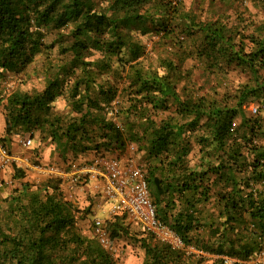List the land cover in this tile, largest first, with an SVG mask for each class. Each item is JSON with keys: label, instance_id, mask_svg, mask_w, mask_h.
Returning <instances> with one entry per match:
<instances>
[{"label": "trees", "instance_id": "trees-1", "mask_svg": "<svg viewBox=\"0 0 264 264\" xmlns=\"http://www.w3.org/2000/svg\"><path fill=\"white\" fill-rule=\"evenodd\" d=\"M147 5L154 15L143 10ZM95 6V0H0V80L23 72L54 45L67 54L64 62L49 65L54 72L47 73L42 90H13L3 97L5 136L29 133L34 140V130L46 126L57 158L44 159L35 147L28 155L48 162L98 150L124 153L134 143L156 217L193 248L173 249L139 227L132 231L118 218L109 221L111 236L125 246L137 239L141 264H206L207 254L215 255L209 264H264L255 259L264 254V117L244 108L251 102L264 107V34L239 33L252 44L245 52L231 26L217 18L196 19L181 11L182 0ZM180 17V28L198 35L193 51L206 68L224 74L238 66L249 74L233 102L205 94L181 97L178 64L189 51L165 61L161 73L143 65L145 48L132 30L171 35L169 18ZM69 22L68 33L45 43L48 28L60 30ZM93 51L98 56L88 60ZM71 77L70 110L54 112L61 84ZM171 107L170 115L156 118ZM5 136L0 138L6 144ZM192 136L205 157L191 166ZM7 173L18 185L5 196L0 191V264H121L102 248L91 224L82 225L91 223L94 210L69 198L60 179L37 182L16 165Z\"/></svg>", "mask_w": 264, "mask_h": 264}, {"label": "rangeland", "instance_id": "rangeland-1", "mask_svg": "<svg viewBox=\"0 0 264 264\" xmlns=\"http://www.w3.org/2000/svg\"><path fill=\"white\" fill-rule=\"evenodd\" d=\"M95 1V7L98 8L99 5L105 6L109 0ZM151 8V6L147 5L143 10L149 9L150 12H152ZM181 11L189 12V14H192L200 21H212L217 18L221 22L227 24L228 27L231 26L233 33H235L234 42L237 43L240 41L245 52L251 49L252 44L248 38L242 36L250 34L262 36L264 34V3L260 0H182ZM154 14L155 13L152 12L148 15L152 16ZM172 16L176 15L172 14ZM180 18H169L172 20L168 23V26H172L170 28L171 30L174 29V33L171 35L166 36V33L161 31L155 33L150 31L141 34L139 30H132L133 37H136L145 48V55L143 59L141 58L143 65L151 67V69H156L161 73L164 70L163 63L165 61H175V57L180 51L184 52L181 54V58H183V56L187 55V52L189 51L192 55L185 57L184 60L178 64V70L181 71V74L178 78L179 83H177V91H179L181 97L186 94L192 96L205 94L207 96L211 95V97L216 99L221 98L223 101H227V103L233 102L232 94L234 93V90L237 88L238 84L249 79V74L246 71L241 70L238 66L229 68L224 74L206 68V65L202 63V60L195 57L193 51L197 45L196 43L199 42L198 35H188L185 30L180 28V26L183 27V22H185L183 18ZM149 24L148 20L147 25ZM72 25V22H69L60 30L48 28L44 38L45 43H51L58 33H68L72 28ZM239 33H241L242 36ZM239 37H241L242 40ZM97 56L98 54L93 51V54L88 57V60L95 59ZM66 58L67 54H60L57 45H54L52 48L36 54L33 61L23 72L17 74L10 73L5 79L0 80V119L2 118V115H4L3 97H5L7 93L13 90L27 93L42 90L46 84L47 73L54 72L49 71V65L62 63ZM261 76L264 77V71L261 72ZM72 79L73 77L69 78L68 81L64 80L61 84L59 94L52 103V110L54 112L63 115L69 112L70 96L68 95L67 90H69ZM102 80L103 78L98 81L102 82ZM244 108L247 114L260 113V115L264 117V107H259V104H256L255 102L245 104ZM253 108L255 111H253ZM171 113L172 107L167 111H157L156 118L165 117ZM115 120L121 125V122L117 118ZM1 123L0 120V124ZM3 135L5 136L4 131L0 130V136ZM11 136H5L8 138H6V145L10 150L12 149L11 142L13 140V137ZM33 136L34 140L31 142L29 150L20 146L16 147L17 145H15L14 148L16 147V149H12V152L20 156H26L30 154L32 148L35 147V151H37L44 159H53V157L57 158L53 155V152L55 151L52 150L54 148V143H52L49 138L46 126H41L37 130H34ZM191 142L192 150L188 155V160L192 166L199 163L200 156L205 157V154L203 155L202 151L199 150V146L195 144L193 136ZM207 157L214 158L210 155ZM26 176L31 179V171H26ZM2 178L7 181H4L2 188L0 189L1 194L5 196L13 185H18V182L17 180H12L10 178V173H6L5 175L0 174V179ZM40 179H43V177H40ZM72 195L80 207H86L89 200L91 201L93 198V196H89L87 191L82 192L80 188H76ZM93 199L95 200V198ZM81 223L86 226L89 224V220L86 219L81 221ZM85 226L83 227L85 228ZM137 229L138 227L136 224H132L130 230L135 231ZM123 242L121 240L119 241V244L122 245L126 252L124 258L121 259V264H141L143 251L138 246L137 239L133 240L132 237V239L126 241L127 246H125ZM206 257L210 258L208 259L210 261L205 262L206 264H209L215 255L207 254ZM255 259H264V254L261 256L256 255Z\"/></svg>", "mask_w": 264, "mask_h": 264}, {"label": "built area", "instance_id": "built-area-1", "mask_svg": "<svg viewBox=\"0 0 264 264\" xmlns=\"http://www.w3.org/2000/svg\"><path fill=\"white\" fill-rule=\"evenodd\" d=\"M17 141L20 147L29 150L32 136L18 135ZM135 147L134 143H128L124 153H111L110 149H107L109 152L98 150L91 151L90 156L83 155L64 162H48L41 158L31 160L30 154L17 155L0 139V174L5 175L12 165H16L25 172L31 171L32 178L37 182L41 180L40 177L58 178L61 185L66 187L69 198L76 203L72 195L75 189L87 191L95 200L92 198L86 205L97 213L89 222L90 231L102 248L118 261L124 258L126 252L119 244L120 240L110 234L108 222L115 218L123 225L135 223L173 249L193 251L192 247L184 246L180 237L156 217L145 179V165L137 158ZM3 178L0 179V185L5 181Z\"/></svg>", "mask_w": 264, "mask_h": 264}, {"label": "crops", "instance_id": "crops-1", "mask_svg": "<svg viewBox=\"0 0 264 264\" xmlns=\"http://www.w3.org/2000/svg\"><path fill=\"white\" fill-rule=\"evenodd\" d=\"M1 120V124H0V130L1 131H4V124H5V122H4V115H2V118L0 119ZM2 126V127H1ZM11 137H13L12 139V142H11V145H12V149H16V147H18L19 146V144L17 143V141H16V139H17V137L16 136H14V135H12ZM15 145H17L15 148H14V146ZM11 149V150H12ZM18 149V148H17ZM89 154H87V155H89L90 156V153L91 152H88ZM132 224H135V223H131L130 224V227L132 226ZM137 226V225H136ZM138 227V226H137Z\"/></svg>", "mask_w": 264, "mask_h": 264}, {"label": "clouds", "instance_id": "clouds-1", "mask_svg": "<svg viewBox=\"0 0 264 264\" xmlns=\"http://www.w3.org/2000/svg\"><path fill=\"white\" fill-rule=\"evenodd\" d=\"M25 134H29V133H25ZM25 134H21V135H25ZM21 135H19V136H21ZM16 137H18V136H16ZM1 139V138H0ZM16 141H17V139H16ZM32 141H33V138H32ZM31 141V142H32ZM18 142V141H17ZM31 145V144H30ZM20 146V145H19ZM10 151H12V150H10ZM87 154H89V153H87ZM87 154H82V155H80V156H83V155H87Z\"/></svg>", "mask_w": 264, "mask_h": 264}]
</instances>
